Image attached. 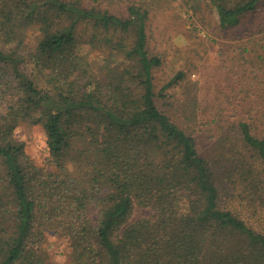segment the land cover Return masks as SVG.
Here are the masks:
<instances>
[{
    "label": "trees",
    "instance_id": "obj_1",
    "mask_svg": "<svg viewBox=\"0 0 264 264\" xmlns=\"http://www.w3.org/2000/svg\"><path fill=\"white\" fill-rule=\"evenodd\" d=\"M204 1L221 30L264 3ZM147 20L130 0H0V264H54L50 236L66 264H264V105L171 121L155 100L181 74L155 92Z\"/></svg>",
    "mask_w": 264,
    "mask_h": 264
},
{
    "label": "rangeland",
    "instance_id": "obj_2",
    "mask_svg": "<svg viewBox=\"0 0 264 264\" xmlns=\"http://www.w3.org/2000/svg\"><path fill=\"white\" fill-rule=\"evenodd\" d=\"M130 1L148 10L147 50L162 60L161 66L153 70L155 92L181 74L155 100L171 121L180 125L187 119L195 129L202 128L214 116L218 118V108L228 110L230 121L240 112L251 119L261 118L264 3L238 27L221 30L214 9L204 0ZM32 37H28L29 47L36 42ZM15 138L25 143L26 154L34 164L45 166L48 154L39 126H20ZM96 216V209H92V222ZM148 216V210L136 208L131 221ZM64 246L62 241L49 237L46 249L50 262L66 264Z\"/></svg>",
    "mask_w": 264,
    "mask_h": 264
}]
</instances>
